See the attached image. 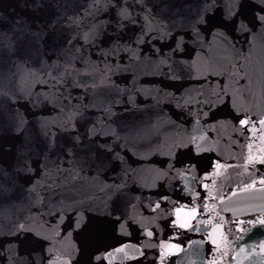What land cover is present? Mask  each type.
<instances>
[{
	"label": "snow or ice",
	"instance_id": "snow-or-ice-1",
	"mask_svg": "<svg viewBox=\"0 0 264 264\" xmlns=\"http://www.w3.org/2000/svg\"><path fill=\"white\" fill-rule=\"evenodd\" d=\"M162 2L163 8L153 0H88L82 12L69 14L66 8L72 0H56L52 5L47 0H27L36 13L48 6L54 8L51 19L37 23L35 28L25 23L5 31L0 26V58L17 57L23 68L18 91L9 97L7 118L0 112V205L6 204L15 216L14 220L8 217L11 227L0 228V237H8L0 240V264H17L20 259L25 264H105L114 252L128 247L120 240L125 214L115 213L126 202L128 181L134 170L122 154V150H129V140L122 136L119 125L114 126L116 114L112 107L120 102L115 97L122 92L127 95V103L134 104L132 93L138 90L134 86L120 89L112 77L127 71L130 65L155 59L161 73L172 81L196 79L199 88H177L178 96L167 95L201 128L207 126L209 134L222 120H231L240 135L257 123L264 126V119L257 122L233 102L239 91L237 86L246 79H237L239 69L235 65L223 67L210 62L206 70L200 67V53L207 54L217 40L231 54L235 46L229 44V31L246 36L257 31L264 33V0H255L250 16L244 12L246 0H225V11L219 18L215 10L221 7L220 0H182L179 7L170 0ZM15 23L21 25L20 21ZM16 33L28 35L29 44L18 46L21 37ZM209 35L212 41L208 40ZM48 41L51 55L42 51ZM155 42L160 46L156 47ZM145 45H150L147 53ZM125 57L127 65L123 64ZM24 75L31 78L28 84L24 83ZM70 88L91 89L112 103L100 109L82 105L71 96ZM155 99L159 103V98ZM21 100L31 109H48L56 116H30V109L21 111ZM93 109L101 114L92 118L89 113ZM140 139L147 142L146 136ZM201 147L199 135L175 138L163 153L167 167L161 169V177L167 180L173 171L176 175L206 172L212 165H202ZM147 148L152 149L150 142ZM6 157H10V162L5 165ZM246 163L250 167L256 163L264 165V157L257 161L249 156ZM84 167L95 169L97 178L108 169L120 170L111 183L100 182V191L106 197L103 213L69 194L73 189L67 186V178L76 179ZM259 183L264 185V178ZM251 187H255V182ZM34 211L40 218L52 217V222H46L39 230L33 228ZM256 222L264 226V219ZM172 223L175 229L194 230L187 222ZM21 234L41 245L38 250L33 249L37 255L30 252L26 258L20 256ZM147 235L151 237L153 233ZM110 239H115L120 247L107 243ZM136 252L144 255L139 248Z\"/></svg>",
	"mask_w": 264,
	"mask_h": 264
},
{
	"label": "water",
	"instance_id": "water-1",
	"mask_svg": "<svg viewBox=\"0 0 264 264\" xmlns=\"http://www.w3.org/2000/svg\"><path fill=\"white\" fill-rule=\"evenodd\" d=\"M170 2L177 7L182 5V0ZM153 3L165 7L162 0H153ZM220 3L221 7L215 10L217 18L225 11V0ZM254 3L255 0H246V15H251ZM228 35L229 44L235 46L231 54L226 53V46L217 40L208 48L207 54L200 53V67L206 70L210 62L223 67L235 65L239 69L237 79L241 76L246 79L237 86L239 91L233 102L239 111L247 112L258 122L264 119V33L257 31L246 36L229 31ZM208 40L212 41L210 35ZM155 46L159 47V42H155ZM149 47L145 45V53ZM195 57L196 53H193L192 58ZM123 64H128L127 57ZM112 79L120 89L134 86L138 92L132 93L134 104L127 103V95L122 92L115 97L120 102L112 107L116 114L114 126L119 125L123 129L122 136L129 140V150H122V154L134 172L128 181L126 202L115 213L125 214L124 235L120 240L128 247L123 252H114L105 264H161V261L163 264H264V226L256 222L264 219V185L259 183L264 178V165L256 163L250 167L246 163L249 156L257 161L264 157V126L257 123L249 132L240 135L231 120L227 123L222 120L209 134L207 126L201 128L167 95L178 96L177 88L195 90L200 83L187 78L170 80L161 73L155 59L134 63L127 71L113 75ZM109 103H112L110 99L93 93L88 105L100 109ZM89 114L95 118L101 113L93 109ZM189 135L200 136L202 165L211 164L212 167H207L204 173L197 170L186 175H176L173 171L167 180L163 179L161 169L167 167L164 163L167 156L163 153L175 138ZM144 136L151 143V150H148L147 142H141L140 138ZM119 171L108 169L97 178L95 169L84 167L76 179L67 178V186L73 189L69 194L90 203L94 211L98 207L103 213L106 197L100 191V182L111 183ZM253 182L255 187H251ZM108 210L111 211L110 201ZM32 216L31 226L37 230L46 222H52V217L44 215L40 218L35 211ZM14 219L15 216L11 220ZM173 221L187 222L194 230L175 229ZM9 227L10 221L4 229ZM148 232L153 235L149 237ZM6 239L8 237H0V240ZM19 241L21 257L26 258L34 248L41 247L26 234H21ZM107 243L120 247L115 239ZM176 243L181 246L172 247ZM43 246L47 247L46 244ZM137 248L143 256L136 252ZM33 255L37 253L33 252ZM17 264H25V260L20 259Z\"/></svg>",
	"mask_w": 264,
	"mask_h": 264
}]
</instances>
